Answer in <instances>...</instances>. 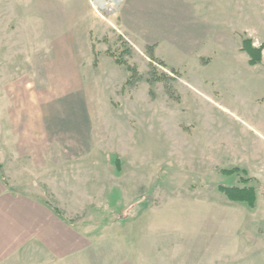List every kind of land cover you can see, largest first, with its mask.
Segmentation results:
<instances>
[{
  "label": "rangeland",
  "instance_id": "rangeland-1",
  "mask_svg": "<svg viewBox=\"0 0 264 264\" xmlns=\"http://www.w3.org/2000/svg\"><path fill=\"white\" fill-rule=\"evenodd\" d=\"M0 175L53 264H264V0H0Z\"/></svg>",
  "mask_w": 264,
  "mask_h": 264
},
{
  "label": "crops",
  "instance_id": "crops-1",
  "mask_svg": "<svg viewBox=\"0 0 264 264\" xmlns=\"http://www.w3.org/2000/svg\"><path fill=\"white\" fill-rule=\"evenodd\" d=\"M0 175V264L8 250L19 248H35L36 242H42L43 261L32 258L27 264H53L51 260L50 228L48 213H44L43 204L28 200L25 196L12 194L4 185ZM46 204V203H45ZM47 217V216H46ZM45 240L46 245H45ZM46 246V251H45ZM38 247H41L38 245Z\"/></svg>",
  "mask_w": 264,
  "mask_h": 264
},
{
  "label": "trees",
  "instance_id": "trees-1",
  "mask_svg": "<svg viewBox=\"0 0 264 264\" xmlns=\"http://www.w3.org/2000/svg\"><path fill=\"white\" fill-rule=\"evenodd\" d=\"M255 50H252L249 55L252 57V59L255 58L254 54ZM128 71L132 73L133 75V69L130 68L129 66L127 67ZM133 78V76H132ZM239 170L238 169H233L231 171H224V174H233L237 173ZM246 182V181H245ZM220 191L223 192L229 200L233 202H238V203H245L251 210L256 209V188L253 187H245V188H240V187H232V188H220ZM47 205H49L52 210L59 216H62L61 211L55 207L46 202ZM70 223V222H69Z\"/></svg>",
  "mask_w": 264,
  "mask_h": 264
}]
</instances>
